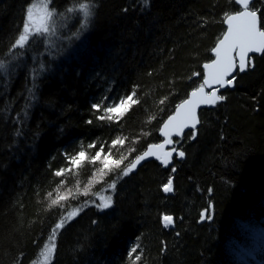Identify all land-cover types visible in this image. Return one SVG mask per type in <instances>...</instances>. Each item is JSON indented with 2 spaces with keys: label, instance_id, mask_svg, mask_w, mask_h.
<instances>
[{
  "label": "trees",
  "instance_id": "16d2710c",
  "mask_svg": "<svg viewBox=\"0 0 264 264\" xmlns=\"http://www.w3.org/2000/svg\"><path fill=\"white\" fill-rule=\"evenodd\" d=\"M32 2L0 0V59H7ZM89 2L94 14L80 32L83 14L66 9ZM257 5L264 8V0ZM51 6L65 13L56 35L17 49L24 55L14 73L0 74V264H33L54 225L74 208L80 211L58 232L50 264H264V54L237 74L235 89L220 94L224 100L200 112L196 133L176 141L186 159L175 161V175L155 161L128 176H101L99 164L53 175L71 167L65 153L82 146L94 154L101 143L107 150L117 136L127 137L112 150L114 158L126 157L123 168L160 143L161 125L214 59L225 12L240 7L231 0ZM135 85L141 104L119 125L97 120L102 112L94 103L105 96L106 105L113 103ZM173 176L174 195H166L162 186ZM113 181L111 206L98 207L97 196ZM67 189L63 206L50 207ZM206 209L210 223L200 222ZM164 215L174 218L173 229H165Z\"/></svg>",
  "mask_w": 264,
  "mask_h": 264
},
{
  "label": "snow or ice",
  "instance_id": "6c2138e0",
  "mask_svg": "<svg viewBox=\"0 0 264 264\" xmlns=\"http://www.w3.org/2000/svg\"><path fill=\"white\" fill-rule=\"evenodd\" d=\"M231 2L239 5L240 9L231 13L225 12L224 22L227 28L223 33V37L218 40L212 49L215 53V59L203 64L204 74L202 83L190 92L187 99L176 106L173 114L169 115L167 121L164 122L162 131L165 137H171L172 135L182 136L184 129H195L199 123L196 109L200 105L214 104L217 101L225 99L223 95H217L216 90L206 92L205 89L212 88L214 84L220 87L231 86L235 80V76L232 73L237 68L240 72H243L246 68L253 66L252 58L249 54L264 53V8L257 5V0H231ZM52 3L53 0H33L26 8V18L23 22L22 29L10 45L7 59H0V74L7 77L14 73L15 68L18 67V60L24 55L23 51H16L17 49L25 50L39 38H50L56 35L57 18L63 17L65 13H58L55 7L51 6ZM144 3L146 4L147 0H144ZM77 11L81 12L84 18L79 28V31L82 32L87 29L88 23L94 14V3H79L78 9L75 7L66 9V13H75ZM41 69H43V65H41ZM33 72L36 73V69H33ZM193 75L199 76L200 73H193ZM138 87V85L133 86L130 93L119 97L113 103L107 105L104 103L108 99L107 96L102 97L100 102L94 103L92 109L95 110V113L102 112V114L96 116L97 120H106L109 123L115 122L119 125L122 117L132 110L133 106L141 104V100L137 95ZM32 95L34 96V93ZM160 103L163 104L164 100H160ZM88 123H92V121L89 120ZM194 135L193 133V138ZM127 139V137L117 136L111 141V145L107 150L103 143H101L99 150L95 151L94 154H88L83 146L75 154L65 153V157L71 167L55 170L53 175L55 177H64L66 174L72 173L74 168L79 169L82 165L99 164L100 166L97 168V172L101 176L117 171H119L121 176H128L141 161L150 156H155L156 151L163 149L165 144L174 143L173 140L166 139L162 144L149 145L143 154L137 155L133 161L122 168L121 165L126 157L121 154L119 158H114L112 150L117 146H123ZM95 147L96 142L87 145V148ZM174 152H177V149L173 147L170 151L163 153L162 162L165 165L170 163ZM178 155L179 157H183L185 154L183 151H179ZM156 158L160 159L159 156ZM171 171L175 172L176 169L173 167ZM172 183V179L169 178L167 183L162 186L163 191L166 193L173 191ZM60 184H64L63 179L60 181ZM109 187L115 189V181ZM71 194L72 190L67 189L64 195H58L56 199L51 200L50 207L63 206L61 202H66ZM87 194L88 189L86 188L84 195ZM48 197H52L51 192L48 193ZM101 200L102 203L97 205L98 207H110L111 197H101ZM79 211L80 209L74 208L68 213L67 217L60 219L54 225L48 237V242L43 245L39 253L42 264H48L50 256L55 252V238L58 230L64 227L67 219H71ZM162 220L165 227L173 223V217L170 215H164ZM137 251L138 247H133L129 252V256L131 257ZM162 251H164L163 248ZM139 260H141V256L135 255V261ZM33 264H37V261H33Z\"/></svg>",
  "mask_w": 264,
  "mask_h": 264
},
{
  "label": "water",
  "instance_id": "95a60500",
  "mask_svg": "<svg viewBox=\"0 0 264 264\" xmlns=\"http://www.w3.org/2000/svg\"><path fill=\"white\" fill-rule=\"evenodd\" d=\"M239 6V5H238ZM240 7V6H239ZM224 25H225V27L227 28V25H226V23L224 22ZM223 37V36H222ZM264 53H253V54H249L250 55V57L253 59V57L254 56H262ZM212 55L214 56V59H215V53L212 51ZM246 70H247V68H246ZM246 70L245 71H243V72H240L239 70H238V68L232 73V75L233 76H235V78H236V76H237V74L239 73V74H243V73H245L246 72ZM228 78H231V77H228ZM235 87H236V84H235V80L233 81V84L231 85V86H225V87H220L219 85H213L212 86V88H206L205 89V91L206 92H212V91H214V90H216L217 91V95H220V93L221 92H223V91H226V90H234L235 89ZM189 97V96H188ZM215 104H216V102L214 103V104H207V105H200L197 109H196V115H197V119H198V121H199V123L196 125V127H195V129H193V128H186V129H184V134L182 135V136H175V135H172L171 137H165V135H164V133H163V131H162V129H163V124L161 125V128H160V131H159V136L161 137V139H162V141L160 142V143H158V144H162V143H164V141L166 140V139H171V140H173L174 141V143H172V144H165V147L163 148V149H161V150H158V151H156V155L155 156H150V157H148V158H146L145 160H143V161H141L140 162V164H138L137 166H136V168L135 169H133V171L131 172V173H136L137 171H138V169L141 167V166H143L144 164H146V163H148V162H152V161H155V162H157L160 166H162V168H164V169H170V168H173L174 166H175V161H177V162H183L185 159H186V156L184 155L183 157H179V155H178V152L179 151H181V150H179L177 147H176V141L177 140H182L183 138H184V136L188 133V132H194V133H196L197 132V130L200 128V125H201V120H200V112L202 111V110H204V109H211V108H213L214 106H215ZM173 114V113H172ZM168 119V118H167ZM167 119L165 120V121H167ZM164 121V122H165ZM153 145V144H152ZM176 148L177 149V152H174L173 153V155H172V157H171V160H170V163H168L167 165H165L162 161H163V153L164 152H167V151H170L172 148ZM148 149V148H147ZM146 149V150H147ZM145 150V151H146ZM144 151V152H145ZM143 154V153H142ZM185 154V153H184ZM157 156H159L160 157V159H157L156 157ZM176 169V171L175 172H173V174L175 175L176 174V172H177V168H175ZM172 179V181H173V183H172V188H173V191H171V192H164L166 195H173L174 194V176L171 178ZM202 215H203V220L202 221H204L205 219H206V212H203L202 213ZM170 228H174V226H172L171 225V227Z\"/></svg>",
  "mask_w": 264,
  "mask_h": 264
},
{
  "label": "rangeland",
  "instance_id": "374dc122",
  "mask_svg": "<svg viewBox=\"0 0 264 264\" xmlns=\"http://www.w3.org/2000/svg\"><path fill=\"white\" fill-rule=\"evenodd\" d=\"M254 57H260V56H254ZM254 57H253V59H252V64H253V61H254ZM249 68H252V66L251 67H248L247 68V70L249 69ZM246 70V71H247ZM164 192V191H163ZM165 194V193H164ZM112 195H113V188H110L109 186L108 187H106V189H104L102 192H101V194L99 195V196H97V200L100 202V204L102 203V200H101V197H111V204H112ZM174 195V194H173ZM172 196V195H171ZM111 206V205H110ZM109 208V207H108ZM207 210V209H206ZM207 216V215H206ZM203 220V215H201V218H200V222ZM67 221L68 220H66V222L65 223H67ZM204 222H207V223H210L211 222V220H208L207 219V217H206V219L203 221V223ZM163 225H164V223H163ZM172 226H174V218H173V223L171 224ZM171 225L170 226H167V227H165V229H169L170 227H171ZM60 230H58V232H59ZM58 232H57V234H58ZM56 237H57V235H56ZM55 240H56V238H55ZM48 242V240L46 241V243ZM45 243V244H46ZM44 244V245H45ZM54 254H55V252L50 256V258H49V262H48V264H50L51 263V261H52V259H53V257H54ZM37 264H42V260H41V258L40 257H38L37 258Z\"/></svg>",
  "mask_w": 264,
  "mask_h": 264
},
{
  "label": "flooded vegetation",
  "instance_id": "af4514ba",
  "mask_svg": "<svg viewBox=\"0 0 264 264\" xmlns=\"http://www.w3.org/2000/svg\"><path fill=\"white\" fill-rule=\"evenodd\" d=\"M181 151H182V150H181ZM185 156H186V155H185ZM203 212H206V215H207L206 217L208 218V213H209V211H208V210H203V211L201 212V215H202ZM201 222L203 223V221H201ZM169 229H172V228H169Z\"/></svg>",
  "mask_w": 264,
  "mask_h": 264
}]
</instances>
